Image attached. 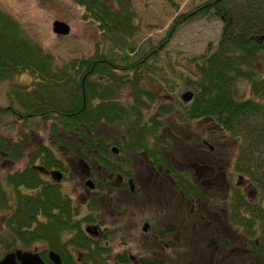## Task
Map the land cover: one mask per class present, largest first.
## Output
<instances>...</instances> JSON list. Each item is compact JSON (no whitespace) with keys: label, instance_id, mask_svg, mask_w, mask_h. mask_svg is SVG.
Wrapping results in <instances>:
<instances>
[{"label":"trees","instance_id":"trees-1","mask_svg":"<svg viewBox=\"0 0 264 264\" xmlns=\"http://www.w3.org/2000/svg\"><path fill=\"white\" fill-rule=\"evenodd\" d=\"M74 1L84 7L86 18L98 23L110 47L63 63L0 3V82H11L9 104L0 103V169L7 159H22L27 144L5 133L8 117L24 122L39 118L48 125L51 139V145L42 144L33 151L23 169L4 178L0 173V217L4 219L0 258L42 242L47 246L44 252L68 256L64 249L71 245L94 264H106L113 251L111 243L87 234L84 227L96 219L98 202L93 200L90 212L82 214L43 170L65 168L57 153L60 149L115 176L129 171L125 155L145 152L164 160L161 147L168 142L161 129L166 116L180 110L186 120L209 118L241 141L235 171L253 184L257 196L254 202L248 201L236 189L225 207L229 221L248 243L250 262L264 264V76L259 70L264 57V0H207L176 17L180 24L216 16L223 20L222 35L214 51L193 59L196 69L185 80L194 89L191 104L186 108L162 104L155 112L147 74L158 67V48L167 39L149 51L136 46L132 38L138 25L132 0H113L115 6L107 0ZM23 72H29L33 81L28 85L13 82ZM127 89L126 101L122 93ZM105 127L119 133L105 134ZM179 177L178 188L186 195L208 201V189L190 175ZM142 264L151 261L142 260Z\"/></svg>","mask_w":264,"mask_h":264},{"label":"rangeland","instance_id":"rangeland-1","mask_svg":"<svg viewBox=\"0 0 264 264\" xmlns=\"http://www.w3.org/2000/svg\"><path fill=\"white\" fill-rule=\"evenodd\" d=\"M107 1L116 5L113 0ZM206 1L132 0L138 25L132 38L136 46L149 51L167 39L158 48L160 56L155 63L158 67L147 74L146 87L154 95V112L162 104L172 103L186 108L192 102H185L182 95L189 90L194 92L193 87L185 83L196 69L193 59L216 49L224 24L222 19L213 15L180 24L175 20ZM0 3L59 63L89 56L97 50L106 52L110 47V41L98 23L86 18L84 7L74 0H0ZM57 20L69 24V34L57 35L53 31V23ZM259 70L264 76V57L259 63ZM32 81L33 76L29 72H23L13 79V82L23 85ZM10 84V81L0 82V103L5 105L10 102ZM122 95L127 101L130 89L123 91ZM165 121L161 135L168 142L165 145H169V162L175 167L189 168L197 178L201 172V180L211 182L207 202L195 205L194 202L184 201L173 190L170 180L160 175L155 180L147 168L148 164L143 161L142 153L138 156L125 155L132 162L129 170H134L138 179L136 196L122 192L112 195L108 192L87 194L84 185L90 179L83 178L85 172L78 161L73 162V174L63 182V190L74 198L82 214L90 212L88 205L92 200L98 202L100 218L108 226L113 247L110 264H125L117 260L119 253L135 255L140 259L146 257L164 264H253L245 252L244 237L236 228L231 230L228 227L224 210L227 194L231 192L229 189L236 191L234 184L240 183L241 190L257 196L255 188L250 186L251 182L247 178L241 179L240 173L235 171L234 162L241 141L209 118L186 120L180 110L166 116ZM47 127L39 118L27 122L17 116L7 118L5 133L15 140L27 141V144L22 159L16 162L7 159L3 163L0 169L3 178L8 172L23 169L40 145H51ZM104 132L110 136L119 133L110 127H105ZM209 137L212 138L211 142ZM214 137L218 140L215 141ZM162 149V157H166L168 152L164 147ZM57 153L62 157L65 155L62 149ZM223 171L228 176L220 174ZM229 179L233 188L229 186ZM114 196L122 207L120 212V206L117 205L115 209L111 206ZM193 206L195 209H192ZM201 214L205 217H201ZM145 220L156 224L157 228L154 226L149 232H144ZM3 221L0 217V232ZM166 227L173 230L167 233ZM159 232L162 241L158 237ZM225 239L230 244H224Z\"/></svg>","mask_w":264,"mask_h":264},{"label":"flooded vegetation","instance_id":"flooded-vegetation-1","mask_svg":"<svg viewBox=\"0 0 264 264\" xmlns=\"http://www.w3.org/2000/svg\"><path fill=\"white\" fill-rule=\"evenodd\" d=\"M50 137V136H49ZM51 140V139H50ZM165 149V152H168L166 154L165 160L162 159H155L154 157H150L148 156L145 152L143 153V161L146 162L147 168L150 172L151 175L154 176L155 180H158V175L162 176L163 179H166L167 181H171L172 182V188L176 193H179L181 195V197L185 200H187L188 202H194L195 205H197L199 203L200 204H204L205 202L202 201L200 198H195V197H190L188 195H186L182 190H180L178 188V185L180 182H182L180 180V177L178 179V176L180 174H187L190 175L192 180L197 183L199 186H201L202 188L205 189H209L212 188V184L211 182L205 180H201L203 177L202 173L200 172V177H195L194 173L189 169V168H185V167H175V165H173L172 163L169 162L167 155L169 154V145H164L163 146ZM161 147V149L163 148ZM117 147H115L113 150H116V153L118 152V150L116 149ZM163 150V149H162ZM138 156V155H136ZM60 157H62L60 155ZM65 163V168H56V167H51L48 170L44 169L43 172L45 173V176L51 180L52 182L56 183L57 185H59L60 187H62L63 182L69 177L71 176V174H73V162L74 161H78L80 166H83V170H84V174L83 175L86 179H90L93 182V186L91 187L87 181L85 182L84 185V191L87 194H94V195H99L100 192L106 193L108 192L110 195L112 194H118L120 192L122 193H128L131 195H138V179L134 173V170H129L127 172H125L126 175H118L115 176L113 173H110L108 170H103L102 167H95L94 163L93 165H91L90 163L82 160L81 158L75 157L72 154H65L64 157H62ZM129 167H132V162L129 161L128 162ZM130 174V175H128ZM133 174V175H131ZM220 174H224L225 176H228L224 171L220 172ZM58 175H60L61 177L59 178ZM241 179H244L243 175L239 174ZM245 180V179H244ZM229 186H232V183L229 179ZM251 187H254L253 184H250ZM255 188V187H254ZM140 189V187H139ZM234 189H240V183L238 185L234 184ZM231 192L227 194V199L226 202L228 200V198H231L233 196V192L234 190L229 189ZM246 194V198L248 201H253L256 199V196H252L253 194H249L248 192L246 193L244 190H241ZM256 191V188H255ZM67 193V192H66ZM68 194V193H67ZM69 195V194H68ZM70 196V195H69ZM71 197V196H70ZM103 197V196H102ZM114 196L112 198L113 203L111 204V206L115 209V207L120 206V204L118 203V201L115 200ZM72 198V197H71ZM104 198V197H103ZM74 201V198H72ZM110 200V198H109ZM93 201V200H92ZM91 201V202H92ZM75 202V201H74ZM197 202V203H196ZM226 202H225V206H226ZM194 208V206L192 207V209ZM92 209V207L90 208ZM195 209V208H194ZM118 210V209H117ZM225 210V215H226V222L228 223V227L233 230L234 229V225L229 221L228 218V214H229V209L224 208ZM122 211V207L120 206L119 211ZM96 212V219L93 221H88L84 227L86 229L87 234L92 235L94 238L96 239H101L104 244H110V232H108V226L107 224L104 222L103 219L100 218V212H99V204L98 207L95 208ZM201 217H205V215L201 214ZM152 220V219H151ZM153 222V220H152ZM148 220L144 221V225H143V231H144V227L146 225H148L147 227V231L149 232L154 226L157 228L156 224L152 223ZM154 230V229H153ZM171 230H173V228H171ZM171 230H169V227H166L165 231L167 233H169V231L171 232ZM144 231V232H147ZM165 234V233H163ZM158 237H160L159 239L162 241V235L159 232ZM160 243V242H159ZM161 244V243H160ZM169 245V243H166ZM224 244H230L229 241L227 239L224 240ZM247 241L245 240V252L249 253V249L247 248ZM47 248L45 243L39 242L38 244L34 245L33 247H31L30 249H21L23 251H31L32 253H39V255L43 258V260L46 262V264H94L93 261L88 260L85 256L84 253H77L76 252V248H74L73 246L69 245L67 247H65L64 252L66 254H68V256H63L62 254L58 253V252H44L45 249ZM15 252V251H13ZM11 252V253H13ZM43 252V253H42ZM8 253V254H11ZM52 253H55L56 255L59 256V261H55L52 258ZM8 254H4L3 257L0 258V261L3 260ZM45 254H48L49 257H47V259L45 258ZM127 253H119L117 254V260L125 263V264H142V260H144L146 257H142L141 259L138 258L135 255H126ZM123 257L125 258V261H122L121 259H123ZM111 257L108 258L106 264H110L111 261ZM152 262H154V264H164L161 261H154L151 259H148ZM16 264H23L19 259L16 260Z\"/></svg>","mask_w":264,"mask_h":264},{"label":"water","instance_id":"water-1","mask_svg":"<svg viewBox=\"0 0 264 264\" xmlns=\"http://www.w3.org/2000/svg\"><path fill=\"white\" fill-rule=\"evenodd\" d=\"M69 24L62 21H55L53 23V31L57 35H67L70 32ZM182 98L185 102H190L194 98L193 91H186ZM42 169V168H40ZM43 170V169H42ZM60 178L61 176L58 175ZM87 183L92 187L93 182L91 180L87 181ZM148 225L144 227V231H147ZM52 258L55 261H59V256L55 253H52ZM19 259L23 264H46L43 258L39 255V253H32L31 251H23L21 249L16 250L14 253L8 254L3 260L0 261V264H16V260Z\"/></svg>","mask_w":264,"mask_h":264},{"label":"bare ground","instance_id":"bare-ground-1","mask_svg":"<svg viewBox=\"0 0 264 264\" xmlns=\"http://www.w3.org/2000/svg\"><path fill=\"white\" fill-rule=\"evenodd\" d=\"M14 253V252H13ZM144 261H149L148 258H145Z\"/></svg>","mask_w":264,"mask_h":264}]
</instances>
